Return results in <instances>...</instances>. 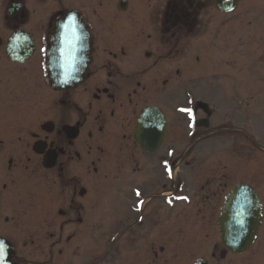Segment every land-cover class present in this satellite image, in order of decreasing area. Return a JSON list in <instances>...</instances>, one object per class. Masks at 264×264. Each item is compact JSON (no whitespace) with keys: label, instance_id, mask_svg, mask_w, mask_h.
<instances>
[{"label":"flooded vegetation","instance_id":"af4514ba","mask_svg":"<svg viewBox=\"0 0 264 264\" xmlns=\"http://www.w3.org/2000/svg\"><path fill=\"white\" fill-rule=\"evenodd\" d=\"M252 7L0 0V264H264V97L222 96L216 81L211 99L204 81L189 79L193 61L203 67L211 18L242 19ZM69 12L87 35V69L62 88L48 50ZM231 54L222 60L235 68ZM148 109L164 128L144 148ZM174 121L185 124L174 131ZM240 184L261 219L236 251L222 243L218 217Z\"/></svg>","mask_w":264,"mask_h":264},{"label":"water","instance_id":"95a60500","mask_svg":"<svg viewBox=\"0 0 264 264\" xmlns=\"http://www.w3.org/2000/svg\"><path fill=\"white\" fill-rule=\"evenodd\" d=\"M236 0H215L216 8L222 12L230 11ZM68 18L60 36L52 35V46L48 50V70L55 86L67 88L82 80L87 69V35L79 19L73 12ZM154 110H145L139 126L145 136L142 147L153 145L155 132H161L164 121ZM160 134L157 144L160 143ZM259 202L249 186L236 185L226 196L218 217L221 241L231 250L246 249L255 236L260 224Z\"/></svg>","mask_w":264,"mask_h":264},{"label":"rangeland","instance_id":"374dc122","mask_svg":"<svg viewBox=\"0 0 264 264\" xmlns=\"http://www.w3.org/2000/svg\"><path fill=\"white\" fill-rule=\"evenodd\" d=\"M251 2L253 7L245 18L240 19L236 14H216L211 18V27L207 30L200 49L203 56V59L201 57L203 67H199L193 61L189 70L190 80L205 82V96H210L211 99L216 96L214 88L216 81L221 82L222 96H232L233 94H230L229 90L234 89L236 92H240L241 96L251 95L254 103L264 97V0H251ZM214 24L220 25V36H215L212 29ZM219 42L222 44L226 42L230 47L226 51L219 52ZM191 54L192 58L199 55V53L193 52ZM229 54H231L230 58L236 62L231 65H235V68H229L226 66L227 64L224 65L225 62L222 58H229ZM216 57L221 59V67L216 65ZM208 91H210V95H207ZM260 122V117H258V121L253 123L255 133L259 138L264 133L261 131L263 128L260 126ZM181 123L174 121V131L177 130L176 124L181 125ZM174 141L181 144L183 140L181 141V138L178 137V141H176L174 137ZM261 145H264V142Z\"/></svg>","mask_w":264,"mask_h":264},{"label":"snow or ice","instance_id":"6c2138e0","mask_svg":"<svg viewBox=\"0 0 264 264\" xmlns=\"http://www.w3.org/2000/svg\"><path fill=\"white\" fill-rule=\"evenodd\" d=\"M182 111H188L187 109H182ZM183 199H187V197H183ZM0 260H2V250H0Z\"/></svg>","mask_w":264,"mask_h":264}]
</instances>
